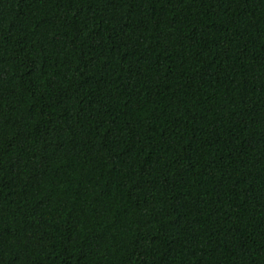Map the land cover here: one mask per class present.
<instances>
[{"label": "trees", "instance_id": "16d2710c", "mask_svg": "<svg viewBox=\"0 0 264 264\" xmlns=\"http://www.w3.org/2000/svg\"><path fill=\"white\" fill-rule=\"evenodd\" d=\"M0 264H264V0H0Z\"/></svg>", "mask_w": 264, "mask_h": 264}]
</instances>
